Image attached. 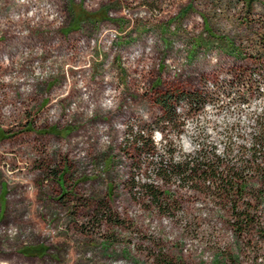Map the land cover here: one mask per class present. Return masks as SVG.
Listing matches in <instances>:
<instances>
[{
	"label": "rangeland",
	"instance_id": "rangeland-1",
	"mask_svg": "<svg viewBox=\"0 0 264 264\" xmlns=\"http://www.w3.org/2000/svg\"><path fill=\"white\" fill-rule=\"evenodd\" d=\"M263 37L264 0H0V264H264ZM167 91L211 107L160 139ZM195 158L245 170L230 241Z\"/></svg>",
	"mask_w": 264,
	"mask_h": 264
},
{
	"label": "trees",
	"instance_id": "trees-1",
	"mask_svg": "<svg viewBox=\"0 0 264 264\" xmlns=\"http://www.w3.org/2000/svg\"><path fill=\"white\" fill-rule=\"evenodd\" d=\"M243 3L250 6L252 3V0H242ZM207 33L210 34V31L206 29ZM216 38V37H215ZM262 42L264 45V37L262 38ZM196 98H202L201 94L198 93H182L179 91H167L166 93L162 95H158L156 97V103L160 107V109L165 113L164 118H167V122H171L175 115V108L177 109V106H179L181 103H187L191 106L193 103L195 104L197 102ZM185 100V101H184ZM200 101V100H199ZM168 115H171L170 117H167ZM135 141L142 140V136L139 133L135 134ZM150 140V139H149ZM150 144H152L151 140L149 141ZM264 143V138H263ZM140 146L142 143H139ZM259 145V144H257ZM261 149H264L263 146L258 147ZM255 152V151H254ZM260 152V149H259ZM264 157V156H263ZM193 162V163H192ZM190 164L187 162L185 164V173L186 176H190L191 173L195 172V168L199 167L201 169L200 173L197 175L198 178H201L203 182L211 183L210 188H212V191H214L218 198L223 200L224 203L230 205V216H237V224H240V218L241 216H244L245 213H239L237 211V205L238 203L242 202H248L245 201L247 197L246 192V182H243L242 179H244L243 176H245V170L242 167H237L235 165L229 167L227 171H221L220 168L221 165H217L215 163H207L204 160H200L199 158H195ZM264 163V162H263ZM192 165V166H190ZM181 166L180 164H174L170 167H178ZM258 167V165L256 166ZM247 172V169H246ZM261 177L264 179V171H261ZM215 184V185H214ZM215 186V187H214ZM152 196L154 199L158 198V193L156 191H151ZM253 224V220L251 217L247 216V225L250 227Z\"/></svg>",
	"mask_w": 264,
	"mask_h": 264
},
{
	"label": "built area",
	"instance_id": "built-area-1",
	"mask_svg": "<svg viewBox=\"0 0 264 264\" xmlns=\"http://www.w3.org/2000/svg\"><path fill=\"white\" fill-rule=\"evenodd\" d=\"M186 56L187 55H186V53L183 50L180 51V55H179V59L180 60L179 61L180 62H184V59H186ZM173 66H174V73L178 72L179 70H178L177 66L176 65H173ZM214 92H212V94H214ZM233 97H234V95H233ZM233 97H232V99H233ZM196 99H197V102L195 104L193 103V108L191 110L192 114H193V112H201V111H203V109L207 110V109H209L211 107V100H210L209 97L196 98ZM178 113H179V109H178ZM191 113L190 114H185L186 121L189 120V118L192 116ZM176 117H177V113H176ZM161 120H162V124H164V127L161 128L160 130H152L151 133H155V134H157L160 137V139H163V137L166 135V132H168L166 127H171V126L172 127H176V125H175L176 120L174 122H167V118H163V117L161 118ZM180 127H181V129L177 130V131L178 132H182V134H183L184 133V126H180ZM174 130H176V129H174ZM150 145H152V147L154 148V146L156 144H150ZM242 181L246 182L244 179H242ZM237 218H238L237 216H229L227 218L228 225L224 227L226 229V241H230L232 239L234 230L237 229L238 232L240 231V232L244 233V230H246L247 227H249L247 225V216H246V214H244V216H241L240 224L236 223ZM184 244H185V249H188V247L192 245L190 243H184ZM206 259H208V258H206Z\"/></svg>",
	"mask_w": 264,
	"mask_h": 264
}]
</instances>
